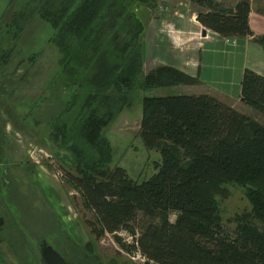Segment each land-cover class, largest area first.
I'll use <instances>...</instances> for the list:
<instances>
[{
  "label": "trees",
  "instance_id": "1",
  "mask_svg": "<svg viewBox=\"0 0 264 264\" xmlns=\"http://www.w3.org/2000/svg\"><path fill=\"white\" fill-rule=\"evenodd\" d=\"M154 1L65 0L60 9L47 12L60 56L48 94L39 103L51 110L44 120L52 127L64 175L81 191L104 231L127 230L135 236L130 248L148 264H264L263 124L209 94L147 95L140 137L147 148L161 145L157 170L136 180L115 163L105 130L143 66L137 46L145 23L136 9ZM196 2L203 26L230 39L253 34L250 0L229 8L216 0ZM25 16L14 17L17 31ZM10 29L4 42L0 34V64L9 54L7 44L19 36ZM258 40L264 46V35ZM145 83L194 85L198 79L161 65ZM241 101L264 113L263 75L245 71ZM230 183L242 185L252 205L250 212L236 216L231 232L224 227L218 201ZM170 211L178 213L176 221L149 222L140 233L130 224L140 212Z\"/></svg>",
  "mask_w": 264,
  "mask_h": 264
},
{
  "label": "rangeland",
  "instance_id": "2",
  "mask_svg": "<svg viewBox=\"0 0 264 264\" xmlns=\"http://www.w3.org/2000/svg\"><path fill=\"white\" fill-rule=\"evenodd\" d=\"M180 2L187 3L188 7ZM62 3L65 0H0L3 42L7 40L10 27L12 34L19 35L7 42L9 54L0 64V80L6 81L8 99L16 93L34 99L18 101L21 104L0 102L4 131L0 135V219L4 221L0 226V256L15 264H46L41 255V243L46 240L73 264H148L141 253L130 248L135 236L127 230L111 234L102 229L81 191L64 175L52 127L44 120L51 110L39 102L48 94L47 86L58 69L60 56L53 42L56 29L47 20L50 17L47 12L60 9ZM160 3L155 0L136 9L145 23L141 43L137 46L143 56V66L133 78L132 86L125 89L123 107L105 130L114 147L115 163L136 180L155 173L161 147L147 148L140 137L143 98L191 92L184 88L185 84L160 87L145 83V78L155 68L171 66L160 63L165 55L163 42L158 43V57L153 61L149 59L154 46L148 33L159 25L161 40H164L174 16H193L199 10L196 0H172V13L167 15L159 13ZM176 11L179 14L175 15ZM19 13L28 18L22 22L21 31L12 25ZM34 55L38 57L32 64ZM30 78L33 82L24 87ZM69 93L66 91L64 98ZM260 115L258 120L264 125V114ZM225 187L218 195L219 211L225 229L231 232L236 227V216L250 212L252 205L242 185L230 183ZM177 216L175 211L155 215L140 212L130 224L140 233L149 222L176 221Z\"/></svg>",
  "mask_w": 264,
  "mask_h": 264
},
{
  "label": "crops",
  "instance_id": "3",
  "mask_svg": "<svg viewBox=\"0 0 264 264\" xmlns=\"http://www.w3.org/2000/svg\"><path fill=\"white\" fill-rule=\"evenodd\" d=\"M216 1L223 7L229 8L234 7L240 0ZM198 8L200 9L199 5ZM184 15L173 17L174 22L171 23L167 36L163 37L164 40H161L159 25L151 27V34H148L154 48L150 50L149 59L153 61L158 57V47H160L158 43L163 42L165 55L160 63L169 64L198 79L197 84L185 85L184 88L191 91L185 94L212 95L259 122L260 114L264 113L244 104L241 101V91L247 69L264 76V46L258 40V37L264 35V0H254L251 3L250 26L253 34L234 38V42L207 27V36H203L202 31L205 26L197 19V13L193 16ZM171 35L174 37L172 38ZM4 82L0 80V94L3 95L0 96L1 103L4 101L8 105L11 104L10 102L34 100L26 99L24 94L20 97L18 93L8 99ZM29 82H33L31 78L26 81L24 87ZM0 264L15 263L0 256Z\"/></svg>",
  "mask_w": 264,
  "mask_h": 264
},
{
  "label": "water",
  "instance_id": "4",
  "mask_svg": "<svg viewBox=\"0 0 264 264\" xmlns=\"http://www.w3.org/2000/svg\"><path fill=\"white\" fill-rule=\"evenodd\" d=\"M203 36H207V28L202 31ZM234 42V38L230 39ZM4 223L3 219H0V226ZM41 255L46 264H73L67 260L58 250L50 245L46 240L41 243Z\"/></svg>",
  "mask_w": 264,
  "mask_h": 264
},
{
  "label": "built area",
  "instance_id": "5",
  "mask_svg": "<svg viewBox=\"0 0 264 264\" xmlns=\"http://www.w3.org/2000/svg\"><path fill=\"white\" fill-rule=\"evenodd\" d=\"M159 1L161 2L160 6L158 7L159 13L161 12V13H164L167 15H171V13H172V6H171L172 0H159ZM250 1L252 3L254 0H250ZM179 4L188 7L187 3L180 2ZM176 14H179V11H176L175 15Z\"/></svg>",
  "mask_w": 264,
  "mask_h": 264
}]
</instances>
